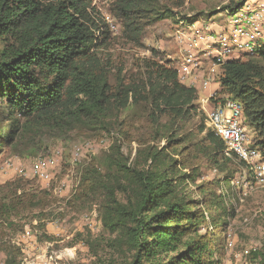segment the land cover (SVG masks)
<instances>
[{
	"label": "trees",
	"instance_id": "obj_1",
	"mask_svg": "<svg viewBox=\"0 0 264 264\" xmlns=\"http://www.w3.org/2000/svg\"><path fill=\"white\" fill-rule=\"evenodd\" d=\"M245 1L228 0L222 8L232 14ZM185 2L113 0L121 36L139 45L145 25L175 21V12ZM88 6L89 0H0V118L9 123L0 140L11 144L17 133L34 125L67 130L104 123L113 94L105 66L93 51L98 45L96 31L107 36ZM201 13L186 22L192 23ZM151 55L143 59L144 78L119 82L118 105L147 103L153 124L162 115L174 125V120L199 113L196 89L181 83L177 68L168 67L170 61L159 52L151 50ZM217 79L221 88L216 98L229 95L241 102L244 121L253 133L250 143L264 155V47L225 61ZM202 140V155L210 165L222 172L236 166L214 132L206 129ZM107 153L112 167L104 173L95 171L93 181L103 195L99 207L103 225L118 231V237L105 244L93 243L90 237L91 264H219L222 241L217 233L219 226L227 225L226 216L212 212L206 199L198 202L178 193L169 178L174 165L166 162V156L149 147L143 162L149 160L151 166L143 168L137 160L129 162L118 145ZM86 181L88 185L92 179ZM121 194L127 195L125 202ZM120 255H125L122 262ZM248 255L250 264H264V244Z\"/></svg>",
	"mask_w": 264,
	"mask_h": 264
},
{
	"label": "rangeland",
	"instance_id": "obj_2",
	"mask_svg": "<svg viewBox=\"0 0 264 264\" xmlns=\"http://www.w3.org/2000/svg\"><path fill=\"white\" fill-rule=\"evenodd\" d=\"M89 1L92 19L104 26L107 36L96 31L98 45L93 51L105 66L113 94L106 119L67 130L34 125L17 133L11 144L1 138L0 264H91L94 257L87 240L91 237L93 243L105 244L118 237V231L103 225L99 211L103 195L93 181L95 171L104 173L112 167L107 152L113 145L119 146L129 162L137 160L143 168L151 166L149 160L143 162L149 147L166 156V162L174 165L169 178L178 193L198 202L206 199L212 212L226 216L227 225L219 226L217 233L222 241L219 264H250L249 252L264 244V181H253L245 165L232 154L229 157L236 166L231 170L222 172L208 163L201 147L206 128L200 129L206 114L198 97L199 113L174 120V125L168 124L172 120L165 115L159 123H151L152 108L145 102L121 107L116 99L120 81L126 84L145 77L143 59L151 58V50L169 60L168 67L177 68L179 62L174 58L189 50L179 46L176 31L190 24L186 20L191 15L202 11L193 18L203 30L216 35V29L234 17L222 8L228 0H186L175 12V21L163 19L145 25L139 45L121 36L122 25L113 0ZM184 32L190 38L189 32ZM2 46L0 39V51ZM216 102L217 98L209 100L204 108L210 110ZM6 124L8 121L0 118L1 136L8 129L3 128ZM243 128L252 140L253 133L244 120ZM171 132V140H167ZM36 161L42 162L47 178L33 174ZM179 175L182 179H173ZM87 178L92 179L88 185ZM120 196L125 202L127 195ZM202 209L209 214L205 206ZM26 230L31 237L24 242L21 236ZM124 259L125 255H120L118 261Z\"/></svg>",
	"mask_w": 264,
	"mask_h": 264
},
{
	"label": "built area",
	"instance_id": "obj_3",
	"mask_svg": "<svg viewBox=\"0 0 264 264\" xmlns=\"http://www.w3.org/2000/svg\"><path fill=\"white\" fill-rule=\"evenodd\" d=\"M232 14L234 17L227 22L226 29L215 31L216 35L213 34L214 31L199 30L193 24L188 27L191 36L197 37L195 45L198 41H203L204 46L201 48L203 57L210 62L203 73L201 68L203 59H200L197 52L188 51L177 66V77L181 83L194 87L197 94L207 90L211 81L218 78L225 61L239 58L245 53H257L258 49L264 47V0L255 4L245 1L243 6ZM183 36L181 30L176 31L178 41H181ZM216 95L213 93L205 97L198 94V100L206 114L205 128L214 132L224 142L226 155H234L245 165L253 181L257 183L264 181V155L259 148L250 143L243 128L241 102L229 95H221L214 107L206 110L204 105L211 97L216 98ZM42 166L41 161L34 162L32 172L47 178V173L44 174L41 170ZM21 237L24 241L30 238L31 234L26 230Z\"/></svg>",
	"mask_w": 264,
	"mask_h": 264
},
{
	"label": "crops",
	"instance_id": "obj_4",
	"mask_svg": "<svg viewBox=\"0 0 264 264\" xmlns=\"http://www.w3.org/2000/svg\"><path fill=\"white\" fill-rule=\"evenodd\" d=\"M258 1H260V0H246V2L249 4H255ZM191 24H193L194 27H197L199 30H203L202 26H198V24H200V22L197 23L196 20H193L192 23L185 25V28H182V31L183 30L185 31L184 34H186V32H189V37L192 38V40L190 41L191 43H189L188 39L190 40V38H188L184 35L181 39V42H180L181 45H179V46L182 47V49H184V50H189L192 53L197 52L199 54L200 59L201 58L203 59V65L201 68H202V72L204 73V71L207 70V67L204 68V65H207L208 61L203 57L204 53L201 50V48L204 46L203 41L200 40V41H198L199 43L198 42L196 43L197 46L195 45L194 41H195V39L197 40V37L195 35L191 36V32L188 30V27H190ZM226 27H227V25H224V27H221L220 29H216V30L220 31L222 29H226ZM197 49H199V50H197ZM182 58H183V55H181V58L176 57L174 59H177V61L180 62ZM178 65H179V63H178ZM199 75H201V74H199ZM213 81H215V82H213ZM220 88H221L220 84L218 82V79L216 78V79L211 81L209 88L207 90L202 91L200 93H201V95H203L205 97H207V96L209 97V96H211V94L219 92Z\"/></svg>",
	"mask_w": 264,
	"mask_h": 264
}]
</instances>
